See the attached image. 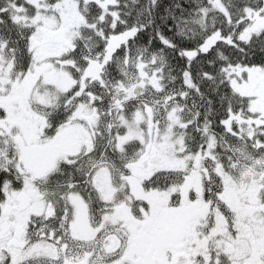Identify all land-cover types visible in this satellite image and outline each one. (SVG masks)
Returning a JSON list of instances; mask_svg holds the SVG:
<instances>
[{"label": "snow or ice", "instance_id": "snow-or-ice-1", "mask_svg": "<svg viewBox=\"0 0 264 264\" xmlns=\"http://www.w3.org/2000/svg\"><path fill=\"white\" fill-rule=\"evenodd\" d=\"M0 264H264V0H0Z\"/></svg>", "mask_w": 264, "mask_h": 264}]
</instances>
